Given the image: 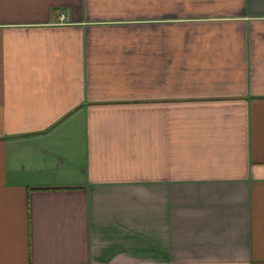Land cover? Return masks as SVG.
I'll list each match as a JSON object with an SVG mask.
<instances>
[{
    "label": "crops",
    "instance_id": "crops-1",
    "mask_svg": "<svg viewBox=\"0 0 264 264\" xmlns=\"http://www.w3.org/2000/svg\"><path fill=\"white\" fill-rule=\"evenodd\" d=\"M0 264H264V0H0Z\"/></svg>",
    "mask_w": 264,
    "mask_h": 264
},
{
    "label": "built area",
    "instance_id": "built-area-1",
    "mask_svg": "<svg viewBox=\"0 0 264 264\" xmlns=\"http://www.w3.org/2000/svg\"><path fill=\"white\" fill-rule=\"evenodd\" d=\"M60 19H61V21H66L68 19L67 13H65V12L61 13Z\"/></svg>",
    "mask_w": 264,
    "mask_h": 264
}]
</instances>
